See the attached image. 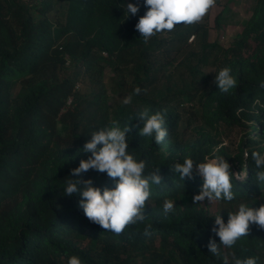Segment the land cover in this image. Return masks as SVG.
<instances>
[{
  "label": "trees",
  "instance_id": "1",
  "mask_svg": "<svg viewBox=\"0 0 264 264\" xmlns=\"http://www.w3.org/2000/svg\"><path fill=\"white\" fill-rule=\"evenodd\" d=\"M123 3L138 4L139 13L128 18ZM147 10L144 0H0V264H68L72 255L83 264H224V257L228 264L248 257L264 264V229L256 225L233 247L219 245V256L208 248L210 239L220 244L212 231L216 215L227 223L229 212L237 211L240 203L257 209L264 204V184H258L251 159L253 151L264 154V50L249 40L254 34L264 46V0L257 1L241 38L215 56L212 74L204 67L219 44L204 41L197 52L184 51L202 26L180 24L165 31L166 38H157V33L145 43L135 25ZM164 52L196 59L194 65L190 59L189 87L148 94L165 68L152 60ZM101 65L112 69L108 86L117 95L142 89L132 96L133 105L118 104L113 119L102 105V79L92 94L82 95L77 86ZM224 67L237 79L238 87L230 93L214 83ZM185 98L193 107L203 105L200 118L205 123L249 127L236 151L219 153L234 173L231 202L194 204L203 179L182 182L172 171L185 156L203 162L214 145L203 132L186 142L181 108ZM145 107L167 114L168 135L160 145L139 135L135 118ZM113 120L121 127L129 124V152L160 166L165 182L152 187L147 220L127 226L119 236L86 217L79 207L81 197L63 192L71 170L90 155L82 152L90 134ZM236 174L245 179H236ZM83 176L101 189L115 186L106 173L89 170ZM165 197L175 208L167 217ZM147 223L152 224L150 236L143 234Z\"/></svg>",
  "mask_w": 264,
  "mask_h": 264
},
{
  "label": "clouds",
  "instance_id": "2",
  "mask_svg": "<svg viewBox=\"0 0 264 264\" xmlns=\"http://www.w3.org/2000/svg\"><path fill=\"white\" fill-rule=\"evenodd\" d=\"M215 4L216 0H144V7L148 10L139 18L135 28L143 41L148 43L157 33L171 32L177 25L187 26L201 22ZM121 5L128 18L139 13L138 4ZM195 38V35L191 36L188 42L192 43ZM231 73V68L224 67L215 75L214 83L223 93H230L238 87L237 79ZM261 87H264V83ZM141 91L140 87H136L133 94L123 98V104H131L132 96L139 95ZM166 115V112L145 107L135 118L139 121V135L152 138L156 145L162 144L168 135L165 127ZM140 124L143 126L140 127ZM130 130L129 124L121 127L119 121L113 120L109 127L93 131L90 134L91 139L86 141L82 149V152L90 155L87 159H81L79 166L71 170L63 187L64 195L81 197L79 207L91 222L117 236L121 235L127 226L141 224L147 220L146 207L152 195V187L165 184L160 166H150L147 160L129 152V137L126 134ZM224 143L226 145L227 141ZM248 156L249 153L245 151V159ZM251 159L257 169L255 178L258 184H264V154L253 151ZM89 170L106 173L115 186H105L103 189L96 186L92 178L85 179L83 176ZM172 171L179 174V180L182 182L196 177L203 179L200 193L193 196L194 204L206 200L211 204L220 200L231 202L235 198L232 191L234 173L225 156L218 154L217 150L204 156L203 162L194 161L191 155L185 156L182 162L174 163ZM236 179L245 178L236 174ZM162 208L163 215L167 217L175 210L174 201L165 197ZM250 225L264 229V204L257 209L240 203L237 211L229 212L227 223L221 214L216 215L212 231L219 236L220 244H217L215 239H210V252L219 256V245L233 247L241 237L249 235ZM151 229V223L145 224L143 234L150 236ZM68 264L83 262L78 255H72ZM224 264H228L227 257H224ZM235 264H258V258L235 259Z\"/></svg>",
  "mask_w": 264,
  "mask_h": 264
},
{
  "label": "rangeland",
  "instance_id": "3",
  "mask_svg": "<svg viewBox=\"0 0 264 264\" xmlns=\"http://www.w3.org/2000/svg\"><path fill=\"white\" fill-rule=\"evenodd\" d=\"M38 1V0H36ZM53 1V0H52ZM258 0H216V4L211 8L208 14L203 20L197 23L202 26V30L198 35H195V40L190 43V46L185 48V52H197L200 49L202 42H216L220 48L216 49L209 61V67H204L205 73H214L216 66H212L215 56L221 53V50L225 47L233 44L236 40L241 38L240 31L246 28L251 21L254 9ZM168 34L158 33L157 38H166ZM152 38V37H151ZM150 38V39H151ZM220 39V40H219ZM249 40L253 47L262 48L255 41V35L251 34ZM184 52V53H185ZM187 53V54H189ZM170 52H164V55L156 53V57L153 58V63H160L165 65V68L159 73L158 80L152 89L148 90V94L158 92L173 93L187 89L191 81L190 77V65L196 62V59L189 57L188 55H180L177 58ZM192 59L193 61L191 62ZM219 59H222L220 57ZM191 62V64H190ZM105 64V63H104ZM112 76V69L108 66H97V70L89 77H82L77 86L83 94H92L95 88V84L98 79H102L106 86V93L103 96V108L111 113V119L115 116V110L118 108V104L123 103V98L127 96H120L114 93L108 86V77ZM166 87L169 88L167 92ZM132 104V103H131ZM133 105V104H132ZM183 125L187 129L186 142H194L202 132L210 136L213 141V150H217L218 154L223 149H228L230 152L236 151L241 137L249 132V127H229L227 124L221 123L218 125H210L201 120L200 114H202L203 105L196 103L193 107V102L185 98L183 104ZM248 124V123H247ZM225 141L227 144L225 145ZM209 205L213 207V204L209 202Z\"/></svg>",
  "mask_w": 264,
  "mask_h": 264
}]
</instances>
